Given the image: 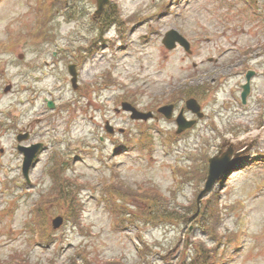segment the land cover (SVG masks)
Returning a JSON list of instances; mask_svg holds the SVG:
<instances>
[{"label":"rangeland","instance_id":"374dc122","mask_svg":"<svg viewBox=\"0 0 264 264\" xmlns=\"http://www.w3.org/2000/svg\"><path fill=\"white\" fill-rule=\"evenodd\" d=\"M42 1L0 0V264H176L195 257L201 241L216 264H264V0H110L117 18L100 29L91 20L95 0ZM170 30L190 42L192 53L166 50L162 39ZM71 63L77 91L67 73ZM248 68L255 76L242 106L239 85ZM206 81L220 86L202 105L206 118L186 134L176 136L172 120L143 125L115 113L125 90L138 89L143 96L131 98L143 104L160 103ZM106 121L132 139L116 134L101 142ZM14 125L32 129L33 141L45 144L30 183L21 174ZM229 149L236 171L199 202L198 210L213 218L207 229L202 216L190 235L183 225L135 217L149 208L139 193L153 189L182 218L190 213L207 159ZM113 170L134 194L122 198L104 186ZM53 177L75 192L70 220V207L49 188ZM108 196L117 198L118 222ZM56 215L64 222L53 231ZM211 228L214 241L201 235Z\"/></svg>","mask_w":264,"mask_h":264},{"label":"trees","instance_id":"16d2710c","mask_svg":"<svg viewBox=\"0 0 264 264\" xmlns=\"http://www.w3.org/2000/svg\"><path fill=\"white\" fill-rule=\"evenodd\" d=\"M109 19H110V16L107 15L101 19V23L105 24ZM60 184L61 185L53 186L52 193H53L54 198H56V201H61L66 206L68 205L71 210L75 211V207H76V203L74 202L75 192L73 190H68L66 188V186H68L69 184H64L63 181H61ZM161 201H162L161 197L154 195L153 203L157 207L152 209L151 212L146 210L145 214L148 215L149 219L148 218H145V219H147L150 222H169L171 224H176V225H181L183 222H184V224H187L188 222H190L191 219H189V217H187L186 214L184 215V218L172 216L173 214H177L174 212V208H172L171 210H168V211L165 210V207L160 209V207H163L161 205ZM191 208H192L191 213L193 214V216H195L197 214L194 219L192 218V221L193 220L199 221L201 216H202V212L199 211V213H198V208H197L196 203H192ZM210 210H212V209H210ZM215 212H216V210H215ZM75 216L77 217L76 214H74V217ZM201 221H202L205 229H207L208 225L206 224V222L204 220H201ZM77 222L80 223L79 219L77 220ZM205 229H204L203 233L205 235H207L210 240L214 241L215 239H218L217 229L211 228V230L209 232H207ZM200 244H201V246L194 248V252H197L195 257H193L191 259H189V257H187V256L182 257V259L180 261H178L176 264H215L213 256H211L209 259H207L209 255L206 256L202 253V250H204V248H205V246H204L205 244L203 242H200ZM107 264H119V263L112 262V263H107Z\"/></svg>","mask_w":264,"mask_h":264},{"label":"water","instance_id":"95a60500","mask_svg":"<svg viewBox=\"0 0 264 264\" xmlns=\"http://www.w3.org/2000/svg\"><path fill=\"white\" fill-rule=\"evenodd\" d=\"M96 1H97V8H98V10L96 11V15L99 16L102 13V11H103L104 5L108 3V0H96ZM178 41L181 44H184V42H183V40L181 38H179ZM164 43L169 48H171L172 40L165 39L164 40ZM70 73H71V75H73L72 83L75 86V73L72 70H70ZM251 76H252V73H248L247 74V76H246L247 82H246L245 85L242 86L243 91L241 93V98H242L243 104H245L246 98H247V96L249 94V89H250L249 88V81H250ZM186 104H187V107L189 109H191L194 112H198L199 107L197 106V104L195 103V101L190 100V101H187ZM123 108L126 109V110L133 111V118H140V117L147 118L148 116H150V114L142 115V114L136 113L128 104H123ZM171 110H172V107L171 106H168V107H165V108L160 109L159 111L160 112H163L164 115L167 118H170ZM198 116L201 117L202 115L201 114H198ZM176 122H177V125L179 127L178 133H180L181 131H183L186 128H190L192 126V124H193V122H186L183 119V117H182L181 114L178 117V119L176 120ZM226 159H227L226 156H224V158H217V157H215L213 159H210V161H209V163H210V165H209V175L207 177V181H206V184H205V188L200 193V195H199L198 198H201L205 193L209 192L212 189V187H213L214 183L216 182V180L224 172H229L230 171V167L228 166ZM25 165L27 166V162L25 163ZM61 223H62V219L61 218H58V219L54 220L53 227L56 229V228H58L61 225Z\"/></svg>","mask_w":264,"mask_h":264}]
</instances>
